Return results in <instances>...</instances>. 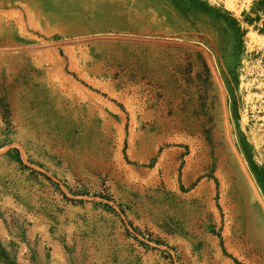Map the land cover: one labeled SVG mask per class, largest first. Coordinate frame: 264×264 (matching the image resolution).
I'll list each match as a JSON object with an SVG mask.
<instances>
[{
  "label": "rangeland",
  "instance_id": "rangeland-1",
  "mask_svg": "<svg viewBox=\"0 0 264 264\" xmlns=\"http://www.w3.org/2000/svg\"><path fill=\"white\" fill-rule=\"evenodd\" d=\"M0 264H264V0H0Z\"/></svg>",
  "mask_w": 264,
  "mask_h": 264
}]
</instances>
